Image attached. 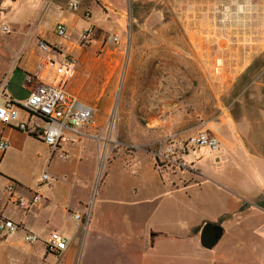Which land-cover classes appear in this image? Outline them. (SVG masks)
I'll use <instances>...</instances> for the list:
<instances>
[{
	"label": "crops",
	"instance_id": "0c3cea01",
	"mask_svg": "<svg viewBox=\"0 0 264 264\" xmlns=\"http://www.w3.org/2000/svg\"><path fill=\"white\" fill-rule=\"evenodd\" d=\"M77 1L95 8L92 0ZM64 3V0H0V43L9 56L7 61L0 62V81L5 80V93L15 102L19 100L8 90L13 78L23 81L27 95L20 103H24L35 85L56 84L66 73L64 64L51 67L49 59L53 54L39 48L40 40L56 41L54 29L58 23L68 25L74 36L85 26L83 14L69 12L65 8L67 2ZM28 77L33 79L31 83L27 82ZM259 85L264 88V82ZM70 90L78 92L72 85ZM142 117L154 121L155 114ZM215 125L212 132L220 140L219 150L204 148L197 152V155L209 154L212 158L205 156L197 163L199 181L175 191H202L205 183L201 177L205 176V168L211 172L214 183L220 188L222 184L227 187L225 193L217 195L212 202L217 210H208L205 217L195 222L199 231L194 233L189 230L186 219L181 217L179 222H174L160 215L166 201L175 194L173 183L171 178L165 179L152 153L139 142L133 145L135 151L127 152L123 147L117 150L102 184L96 189L95 177L102 167V144L94 130H83L79 141L68 148L72 158L65 160L58 152L53 153L39 137L0 121V139L9 143L8 150L0 157V216L13 220L20 227L13 235L0 234V252L4 253L3 260H7L3 264L11 261L17 264H85L94 243L109 247V238L126 234L129 238L123 242L122 250L140 252L136 264H153L159 253L176 245L181 247L180 264H264V113H246L240 118L230 110ZM149 132L142 129L137 135L147 133L149 137ZM34 169L41 170L42 174L26 173ZM228 169L241 171L243 176L245 173V180L228 177L225 173ZM248 170H253L255 177ZM45 173H49L52 181L43 184ZM9 182L15 185L16 193L26 198L37 193L40 202L29 209L16 207L6 192ZM233 186L242 194L232 193ZM151 188L156 192L145 194ZM63 190L70 195H61ZM189 199L187 196L182 202ZM201 199L199 203L203 208L204 196ZM258 199L262 200V205L255 204L254 200ZM245 202L250 204L246 207ZM147 207L149 210L144 212L142 209ZM60 210L69 220L72 214L81 216L75 230L65 223L55 224ZM208 222L223 228L222 238L212 249L204 248L200 242L201 229ZM54 231L71 239L68 249L59 255L45 250V240ZM25 233L37 235L39 241L24 242Z\"/></svg>",
	"mask_w": 264,
	"mask_h": 264
},
{
	"label": "rangeland",
	"instance_id": "374dc122",
	"mask_svg": "<svg viewBox=\"0 0 264 264\" xmlns=\"http://www.w3.org/2000/svg\"><path fill=\"white\" fill-rule=\"evenodd\" d=\"M68 1L64 0L65 8L74 13L68 8ZM92 1L95 8L80 4L76 12L83 14L87 22L77 36L71 35L67 25L68 38L55 35L56 41L48 44L58 46L56 55L61 65H66V58L76 59L67 90L70 92L72 85L78 92L70 93L94 105L95 124L85 129L94 130L102 144V167L95 177L96 189L117 150L123 147L127 152L135 151V141L152 153L165 179L171 178L173 193L199 181L196 165L205 156L209 158V154H190L181 163L157 159L154 152L170 136L181 140L201 129L213 131L221 116L224 118L230 110L240 118L246 113H264V88L259 85L264 82V0ZM90 25L92 41L82 44L80 34ZM114 29L122 32V40L117 45H107L106 37ZM1 46L0 43V62H4L9 59L8 50ZM70 70L66 67L65 75ZM8 85L19 103L26 99L22 80L15 77ZM148 113L155 114L154 121L142 117ZM142 129L150 130V136L137 135ZM204 170L202 191L180 190L160 210L161 216L174 222L181 217L186 219L194 233L199 231L195 222L205 217L208 210H217L212 202L227 188L222 183L220 188L213 182L211 172ZM27 172L42 174L37 169ZM247 172L255 177L253 170ZM225 173L245 180L241 171L228 169ZM230 190L242 194L236 186ZM155 192L151 188L145 194ZM61 195L70 193L63 190ZM187 196L189 201L182 202ZM201 196L205 201L203 208L199 203ZM261 201L254 200L258 205ZM148 208L142 210L146 212ZM71 216L67 219L60 210L55 224L65 223L75 230L80 221ZM126 238L127 234L109 238V247L94 243L85 264H136L140 252H124ZM180 255L179 245L168 247L155 257L153 264H180ZM3 257L0 252L1 264L7 262Z\"/></svg>",
	"mask_w": 264,
	"mask_h": 264
},
{
	"label": "built area",
	"instance_id": "2783aa9c",
	"mask_svg": "<svg viewBox=\"0 0 264 264\" xmlns=\"http://www.w3.org/2000/svg\"><path fill=\"white\" fill-rule=\"evenodd\" d=\"M68 8L76 13L80 9V3L77 0H71ZM89 15L87 13L85 16ZM7 30V28H4ZM55 35L60 39L68 38V26L65 23H58L54 29ZM93 28L91 25L80 34V42L89 44L92 41ZM122 40V32L118 29L111 31L106 37L107 45H117ZM39 48L46 53L53 54L49 59V65L58 68L60 64L56 53L57 45H50L48 42L40 40ZM76 59L66 58L65 66L71 70L67 75L61 77L56 84L39 83L33 88L29 98L24 103H18L12 100L5 93V80L0 81V121L8 126L18 130L25 131L31 135L39 137L53 153L58 152L65 160H70L71 154L68 148L79 141L83 130L90 125L95 124V109L79 100L74 94L67 90V82L72 76V67L76 64ZM33 79L28 77L27 82L31 83ZM26 117V118H24ZM219 138L208 129H201L186 137L179 139L174 136L168 137L165 145L154 152L157 159L174 162H186V157L195 154L201 149L217 151L220 148ZM9 148V143L0 139V157ZM52 181V177L45 173L42 177V183L46 184ZM9 200L16 207L29 209L40 202V196L35 193L30 198H26L16 193L15 185L9 182L6 186ZM79 214L74 215V220H80ZM13 220L0 216V234L13 235L19 230ZM70 237L54 231L50 233L45 240V250L52 255L64 253L69 246ZM39 237L32 233H25L24 242L36 243ZM9 264H17L11 261Z\"/></svg>",
	"mask_w": 264,
	"mask_h": 264
},
{
	"label": "water",
	"instance_id": "95a60500",
	"mask_svg": "<svg viewBox=\"0 0 264 264\" xmlns=\"http://www.w3.org/2000/svg\"><path fill=\"white\" fill-rule=\"evenodd\" d=\"M223 235V228L219 224L206 223L200 232L201 245L206 249L214 248Z\"/></svg>",
	"mask_w": 264,
	"mask_h": 264
},
{
	"label": "trees",
	"instance_id": "16d2710c",
	"mask_svg": "<svg viewBox=\"0 0 264 264\" xmlns=\"http://www.w3.org/2000/svg\"><path fill=\"white\" fill-rule=\"evenodd\" d=\"M259 205H262V204H259ZM262 206H264V205H262Z\"/></svg>",
	"mask_w": 264,
	"mask_h": 264
}]
</instances>
